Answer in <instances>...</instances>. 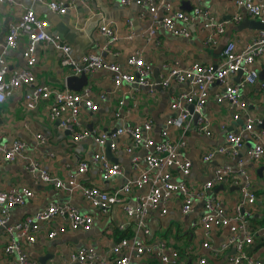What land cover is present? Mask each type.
I'll return each instance as SVG.
<instances>
[{
    "label": "crops",
    "instance_id": "0c3cea01",
    "mask_svg": "<svg viewBox=\"0 0 264 264\" xmlns=\"http://www.w3.org/2000/svg\"><path fill=\"white\" fill-rule=\"evenodd\" d=\"M51 1H63L67 6L66 11L53 12L48 6ZM162 1L171 2L174 9L184 11H189L195 6L206 8L218 22H223L224 32L214 37L215 42H209L208 38L212 30L202 27L201 20H196L188 24L191 32L188 37L173 35L164 28H159L153 36L148 37V27L151 23L148 11L135 4L125 5L120 0H85V2L9 0L0 3V39L5 37L10 22L18 20L24 9L32 8L40 18L47 21L49 32L59 34L70 44L71 56L74 58L96 52L102 53L109 60L123 64L126 57L136 52L150 65L151 78L155 81L156 75L163 76L168 68H186L195 61L216 64L220 62L222 49L227 42L234 41L239 50L258 33V29H252L245 23L246 18H255L248 15L243 8H236L234 0ZM254 1L264 3V0ZM159 10V15H162L161 7ZM236 13L241 15L238 23L234 21ZM105 23H111L115 27L117 36V41L109 47L111 53L102 51L108 39L99 32V27ZM24 43L25 39L21 40L16 48L5 52L4 57L10 68L24 66L22 57ZM36 56V64L33 67L36 83L49 84L58 88L66 87L65 78L70 75V70L60 64V52L52 46L39 43ZM254 65L258 70V79L264 80V55L256 58ZM87 75V85L92 88V98L97 109L89 111L82 108L79 115L80 126L88 129L112 130L117 126L125 127L150 118L153 123L151 134L155 139L159 138V131L170 114L172 98L188 87L185 83L172 82L165 88L157 85L150 92L142 86L129 88L125 83L115 86L111 79L112 74L108 70H96ZM241 78L238 72L230 74L226 83H237ZM219 88H222V84L216 83L210 86L211 95L202 109V113L210 120L211 137L198 133V117L194 119L192 116L185 131L180 128H170L172 139L186 142L184 153L191 161L189 175L184 176L171 168L172 176L175 180L182 179L196 188L210 179L217 165L228 162L236 168V158L216 156L208 162L202 161L205 152L223 144L227 132H237L242 129L248 118L253 119L254 122L264 118V90L259 82L242 88L240 97L245 102V108L237 119L233 118L227 103H218L212 97L214 91ZM23 91L24 88L15 89L12 95L0 104V137L4 141L13 139L24 141L27 144L26 154L29 157L40 163L56 178L64 179L70 168L74 167L80 159L90 158L99 147L91 138L71 143L69 133L58 126V121L47 117L49 100H42L31 110L22 107ZM99 93H105L106 99L100 100ZM120 100L123 101L121 106H119ZM115 111L119 113L118 117L114 116ZM254 124L255 132H260L258 124ZM37 133L42 134L47 143H40L35 137ZM261 133V139L264 140V133L262 131ZM127 141L128 136H122L117 150L111 151V154L108 148H104V153L110 160L113 161L115 158L122 164L123 175L110 182H104L100 179L97 166L91 164L80 177L84 185H98L109 190L112 186L122 185L134 175L135 172L129 160L131 156L123 150ZM252 141L250 136H245V144L239 153L241 158L245 157L246 150ZM145 153L142 149L135 152L138 156H143ZM25 164L26 160L23 158L9 162L0 155V190H7L13 186H27L34 192V196L24 205L15 206L11 210L9 223H16L25 215L34 214L50 203H69L94 216L93 226L89 230H69L67 223L61 220H52L44 225L36 242L27 247L32 260L42 264H69L71 253L77 248L93 245L100 252L105 253L114 241H118L120 237L131 232V229H128L127 233L121 235L122 232L117 229L118 224L126 222L127 219L121 204L114 205L107 214L103 215L97 209L90 208L79 193H70L56 188L51 182L42 183L34 179L27 171ZM142 166L145 167L143 163ZM262 166H264V156L246 165L257 201L249 217L254 240L245 246V250L264 264V236L261 235L264 232V169L259 172ZM218 186H215L208 195H215L225 210L231 213L240 197V191L228 180L223 183V189L216 190ZM139 192L142 190H134L128 202H133V198ZM181 199L178 193H174L164 214L159 210L152 211L146 221L149 233L139 236L145 242L158 243L160 240L168 248L176 250L179 256L175 262L169 264H199L201 257L206 258L207 264H229L230 258L237 253L233 246L223 252L214 251V248L227 239L229 228L222 226L212 230L209 235L211 248L203 247V228L199 224V218L202 214L204 199L197 198L194 201L193 210L187 214L180 210ZM61 227L63 229L59 230ZM106 228L113 229L112 235L105 234ZM48 229H57V236L49 239L46 233ZM7 239L6 230L0 227V264H13V257L5 254L3 250V244ZM130 264L161 263L155 258V254H144L131 259Z\"/></svg>",
    "mask_w": 264,
    "mask_h": 264
},
{
    "label": "built area",
    "instance_id": "2783aa9c",
    "mask_svg": "<svg viewBox=\"0 0 264 264\" xmlns=\"http://www.w3.org/2000/svg\"><path fill=\"white\" fill-rule=\"evenodd\" d=\"M9 0H0L5 2ZM85 2V0H79ZM121 3L135 4L149 13L150 25L147 35L151 37L159 28H164L173 35L188 37L191 32L188 24L201 20V26L210 28L212 33L209 42H215L214 37L224 32L223 22L218 20L206 8L193 7L189 11L174 9L171 2L162 0H120ZM160 2V4H159ZM236 8H243L251 17L264 22V3L254 0H234ZM53 12L64 13L66 4L63 1H51L48 3ZM161 7L162 15H159ZM241 15L236 13L234 21L238 23ZM48 23L40 18L32 8H26L18 20L10 22L3 39H0V104L4 103L15 89L24 88L21 104L26 109H33L42 100H49L47 117L57 120L58 126L66 130L70 135L71 143L86 138H91L99 147L90 158H82L70 168L64 179H59L40 165L36 160L26 154L27 144L20 139L4 141L0 137V155L3 159L14 162L19 158L26 160V169L29 174L42 183L51 182L56 188L79 193L90 208L97 209L103 215L116 204H121L126 214V222L117 226L119 231L131 229L128 235L114 241L107 252L102 253L96 246L84 245L77 248L70 255L69 264H130L131 259L144 254H155V258L161 264L173 263L179 254L173 248H168L164 242H145L139 235L148 234L146 227L147 217L152 211L166 212V206L174 193L181 196L180 210L187 214L193 210L194 201L203 198L202 214L199 224L203 228L202 246L211 248L209 243L210 232L218 227L229 228L227 239L221 243L215 252H223L233 246L237 253L230 258L229 264H263L259 259L253 258L245 250V246L254 240V233L250 228L249 217L252 208L256 204L257 196L251 186L250 176L246 169L249 162L257 161L264 156V140L261 139V131L255 132L254 123L248 118L242 129L237 132H227L224 143L205 152L202 161L208 162L216 156L236 158V168L228 162L217 165L213 169L212 176L198 188L187 184L184 180H175L171 168L176 169L182 175L190 173L191 161L185 156L184 140H174L170 137V128H180L183 131L188 127V122L193 113L198 114V133L205 137L212 136V128L209 118L202 113L211 92V85L222 84V88L214 91L212 97L218 103H227L234 119L240 116L245 108V102L240 97L242 88L259 82L264 90V80L258 79V70L255 68V60L264 55V29L251 41L237 49L234 41L227 42L221 52V60L216 64H203L192 62L186 68H168L167 72L159 77V83L151 78V67L140 54L134 53L126 57L125 62L120 64L106 58L102 53L89 52L79 58L71 56V46L64 41L59 34L48 31ZM111 23L102 24L99 32L108 41L102 48L103 52L111 53L110 45L117 41ZM131 37L130 35L128 36ZM25 39L22 49L24 66L21 68H10L4 57L8 49L19 46L21 40ZM39 43L52 46L60 52V64L70 70V75L79 76L82 73L89 74L96 70H108L112 74V82L115 86L122 83L129 88L138 86L148 89L150 92L159 85L168 87L172 82L185 83L187 89L178 92L170 103V114L164 121L159 131V138L152 137V120L144 119L125 127H115L112 130L88 129L80 126V110L94 111L97 105L92 98V88L83 86L79 91L70 90L67 87L58 88L49 84L36 83L33 67L36 64V48ZM131 68V69H130ZM242 71V78L237 83H226L230 74ZM100 100L106 99L105 93H99ZM123 103L119 101V106ZM193 106L191 113L189 106ZM118 117L119 113L114 112ZM128 136V141L123 150L131 156L129 158L134 175L128 178L120 186H112L105 190L98 185H84L80 180L88 167L92 164L97 166L100 179L110 182L116 177L123 175V166L119 162L110 160L104 153L107 146L110 151L115 152L118 142L122 136ZM253 140L246 150L245 157H240V150L245 144V136ZM40 143H47L42 134H35ZM139 149L146 153L138 156L135 152ZM142 163L145 167L142 166ZM229 181L240 191L233 211L228 213L221 205L215 195H208L211 190ZM142 190L135 195L133 202H128L134 194V190ZM34 192L27 186H13L7 190H0V227L7 232L8 239L3 244L5 254L13 257V264H42L32 260L28 254L27 247L37 240V236L44 225L52 220H61L67 223L69 230H89L94 223L91 213L83 212L80 208L69 203H50L45 208L34 214L25 215L16 223H9L10 212L15 206L24 205ZM63 228H59L62 230ZM47 237L52 239L57 236V229L46 230ZM113 229L106 228L105 234L112 235ZM264 236V232L261 234ZM199 264H207L205 257H201Z\"/></svg>",
    "mask_w": 264,
    "mask_h": 264
},
{
    "label": "water",
    "instance_id": "95a60500",
    "mask_svg": "<svg viewBox=\"0 0 264 264\" xmlns=\"http://www.w3.org/2000/svg\"><path fill=\"white\" fill-rule=\"evenodd\" d=\"M245 23L248 24V26L252 29H264V22L260 21V20H255V19H245ZM243 74L242 71H239L238 72V75L239 77H241ZM160 81V78L158 77V75H156V82L159 83ZM88 83V75L85 74V73H82L81 75L79 76H76V75H69L65 78V86L70 89V90H74V91H79L83 86L87 85ZM189 109L191 111V113H193V106L190 105L189 106ZM198 117V114L197 113H193V118L196 119ZM259 128H261L262 130H264V118L263 120L261 121V123H259L257 125ZM106 148H108L106 146ZM109 149V148H108ZM107 149V150H108ZM109 153L111 154V151L110 149L108 150ZM113 161H116L115 158H113ZM264 169V166H262L261 168H259V172L261 170ZM218 189H223V185H219L216 190Z\"/></svg>",
    "mask_w": 264,
    "mask_h": 264
},
{
    "label": "trees",
    "instance_id": "16d2710c",
    "mask_svg": "<svg viewBox=\"0 0 264 264\" xmlns=\"http://www.w3.org/2000/svg\"><path fill=\"white\" fill-rule=\"evenodd\" d=\"M127 231H129V230H126V231H124V232L120 231V232H122L121 235H123L124 233H127Z\"/></svg>",
    "mask_w": 264,
    "mask_h": 264
},
{
    "label": "rangeland",
    "instance_id": "374dc122",
    "mask_svg": "<svg viewBox=\"0 0 264 264\" xmlns=\"http://www.w3.org/2000/svg\"><path fill=\"white\" fill-rule=\"evenodd\" d=\"M23 107V106H22Z\"/></svg>",
    "mask_w": 264,
    "mask_h": 264
}]
</instances>
